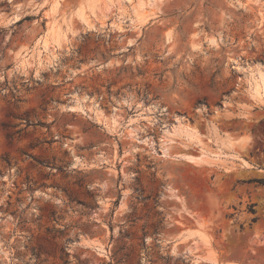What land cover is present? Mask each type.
Instances as JSON below:
<instances>
[{
	"label": "rangeland",
	"instance_id": "1",
	"mask_svg": "<svg viewBox=\"0 0 264 264\" xmlns=\"http://www.w3.org/2000/svg\"><path fill=\"white\" fill-rule=\"evenodd\" d=\"M19 10L0 264H264V0H0Z\"/></svg>",
	"mask_w": 264,
	"mask_h": 264
},
{
	"label": "crops",
	"instance_id": "2",
	"mask_svg": "<svg viewBox=\"0 0 264 264\" xmlns=\"http://www.w3.org/2000/svg\"><path fill=\"white\" fill-rule=\"evenodd\" d=\"M16 19V22H14ZM12 20L14 23H19L24 20L23 11L19 10L17 12H14L13 14H7L4 12H0V21H8Z\"/></svg>",
	"mask_w": 264,
	"mask_h": 264
},
{
	"label": "bare ground",
	"instance_id": "3",
	"mask_svg": "<svg viewBox=\"0 0 264 264\" xmlns=\"http://www.w3.org/2000/svg\"><path fill=\"white\" fill-rule=\"evenodd\" d=\"M258 79L259 80L255 79L256 85L254 86V92H256L260 97L264 98V75L262 74Z\"/></svg>",
	"mask_w": 264,
	"mask_h": 264
}]
</instances>
